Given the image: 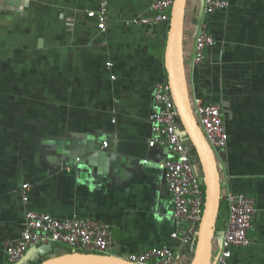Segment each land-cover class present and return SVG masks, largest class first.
Listing matches in <instances>:
<instances>
[{
	"label": "crops",
	"instance_id": "obj_1",
	"mask_svg": "<svg viewBox=\"0 0 264 264\" xmlns=\"http://www.w3.org/2000/svg\"><path fill=\"white\" fill-rule=\"evenodd\" d=\"M227 1L206 14L203 0H187L183 55L191 97L219 105L227 131L226 146L215 150L222 205L212 257L228 221L223 197L243 193L255 200L252 244L232 248L227 264H264V0ZM151 2L0 0V264H10L3 245L20 236L27 210L104 222L110 255L167 247L175 264L192 260L197 240L182 249L171 236L176 220L161 168L168 151L149 146L169 25L131 20L153 14ZM101 9L104 32L88 16ZM201 26L214 43L193 65ZM67 249L45 244L16 264Z\"/></svg>",
	"mask_w": 264,
	"mask_h": 264
},
{
	"label": "built area",
	"instance_id": "obj_2",
	"mask_svg": "<svg viewBox=\"0 0 264 264\" xmlns=\"http://www.w3.org/2000/svg\"><path fill=\"white\" fill-rule=\"evenodd\" d=\"M174 0H152L153 14L137 17L131 22L135 25H169ZM228 7L227 0H203L206 14ZM98 28H106L105 10L97 14ZM214 43L212 35L201 26L195 37L192 64H200L205 51ZM110 67V62L107 63ZM113 78V77H112ZM150 120L155 138L149 146L165 147L168 156L162 161L165 182L170 194L171 212L176 220V230L171 234L182 249H188L197 240L199 224L202 219L205 193L199 166L194 160L191 146L185 141L183 131L174 106L170 87L165 80L155 84L152 98ZM192 111L207 142L214 149L224 148L227 144V131L223 121L222 109L217 104L205 102L198 94L191 97ZM103 146H107L104 142ZM29 185L23 184L22 200L28 201ZM223 200L228 205L229 215L221 240L220 252L212 257L211 264H227L232 248L248 247L252 244L248 232L256 215L255 200L243 193L227 192ZM49 243L61 244L71 251L108 254L111 245L109 226L94 219L74 216L59 219L48 213L27 210L25 225L20 236L3 245L4 253L10 264H16L32 248ZM135 264H175L177 253L167 247L150 248L144 252L120 256Z\"/></svg>",
	"mask_w": 264,
	"mask_h": 264
},
{
	"label": "water",
	"instance_id": "obj_3",
	"mask_svg": "<svg viewBox=\"0 0 264 264\" xmlns=\"http://www.w3.org/2000/svg\"><path fill=\"white\" fill-rule=\"evenodd\" d=\"M187 0H174L164 51V69L184 139L193 148L204 186L202 219L192 260L188 264H210L216 220L221 202L220 174L215 150L207 142L192 111L191 95L183 55V28ZM208 15L204 16L206 21ZM224 235V233H223ZM38 264H135L120 256L72 251Z\"/></svg>",
	"mask_w": 264,
	"mask_h": 264
},
{
	"label": "trees",
	"instance_id": "obj_4",
	"mask_svg": "<svg viewBox=\"0 0 264 264\" xmlns=\"http://www.w3.org/2000/svg\"><path fill=\"white\" fill-rule=\"evenodd\" d=\"M191 150H192V153H193V155L196 157V155H195V152H194V150H193V148L191 147ZM204 187V186H203ZM221 205H222V201L220 202V207H221ZM220 207H219V210H220ZM218 216H219V213H218ZM218 216H217V220H218ZM217 220H216V222H217ZM66 252H72V251H70V250H66ZM65 253V252H64Z\"/></svg>",
	"mask_w": 264,
	"mask_h": 264
}]
</instances>
